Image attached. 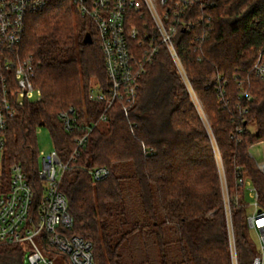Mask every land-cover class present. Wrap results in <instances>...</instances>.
<instances>
[{"label":"trees","instance_id":"obj_1","mask_svg":"<svg viewBox=\"0 0 264 264\" xmlns=\"http://www.w3.org/2000/svg\"><path fill=\"white\" fill-rule=\"evenodd\" d=\"M71 6L69 0H54L27 19L20 58L31 59L36 66L33 82L42 99L25 103L9 123L3 165L23 169L37 215L42 197L37 130L49 132L57 156L65 162L75 149L74 141L85 135L86 127L94 126L59 186L74 222L68 235L92 245L93 264H124L122 246L145 240L158 252L159 264H230L211 138L230 196L242 198L244 188L238 185L242 177L255 187L264 206V176L246 155L249 145L264 142V80L251 73L257 57L264 54V0H198L184 16L194 28L188 34L179 30L174 43L202 113L160 47L128 118L114 105L106 122L99 121L104 106L88 98L92 82L108 87L97 33ZM86 35L90 42H85ZM239 80L249 87V103L239 100ZM70 108L77 128L68 134L58 115ZM251 125L256 129L253 135L247 130ZM238 129L241 134H236ZM143 147L151 153L144 155ZM128 165L138 189L142 223L126 218L121 173ZM96 168L107 169L109 176L92 181L88 172ZM245 214L246 206L231 204L238 264H250L255 256L245 236ZM175 246L178 262L172 261ZM43 252L70 264L44 240ZM24 257L22 247L0 249V264H24ZM150 263L148 258L134 264Z\"/></svg>","mask_w":264,"mask_h":264},{"label":"built area","instance_id":"obj_2","mask_svg":"<svg viewBox=\"0 0 264 264\" xmlns=\"http://www.w3.org/2000/svg\"><path fill=\"white\" fill-rule=\"evenodd\" d=\"M54 0H0V249L22 247L24 264H53L43 252V240L51 249L66 257L70 264H93L92 245L68 232L74 222L68 211L67 200L59 186L64 173L80 156L79 150L88 141L93 127H86L82 138L74 141L75 149L67 161H61L55 150L45 154L38 151L37 176L42 183V197L37 215L33 189L19 165L2 163L4 137L9 123L25 103L41 101V91L34 86L36 66L31 59L20 58V48L26 31L27 19L47 9ZM77 14L94 27L103 56L108 82L107 88L98 83L91 85L88 98L102 104L100 122L106 114L119 105L128 118L138 100L140 82L147 68L153 64L160 47L167 52L174 71L197 104L186 72L176 50L174 38L179 30L185 34L194 28L184 16L198 0H69ZM147 18L146 23L145 19ZM136 20L141 22L140 26ZM143 21V22H142ZM207 21H210L209 19ZM209 29L206 37L211 34ZM204 36L201 38V42ZM251 73L264 80V54H260ZM240 101H251L249 87L238 81ZM244 110L243 113H246ZM64 131L71 134L77 128L75 111L70 108L58 115ZM209 132V128L206 123ZM242 130H236L241 134ZM234 138V137H232ZM211 143L221 180V192L229 238L230 264H238L232 228L231 204L251 208L245 214L244 227L251 231L257 242V254L250 264H264V206L255 187L242 177L243 196L231 197L225 179L222 159L214 140ZM145 154L151 153L143 147ZM246 155L257 171L264 176V142L249 145ZM92 181L101 182L109 176L104 168L88 172ZM249 202V203H247ZM42 236L44 239L42 240Z\"/></svg>","mask_w":264,"mask_h":264},{"label":"rangeland","instance_id":"obj_3","mask_svg":"<svg viewBox=\"0 0 264 264\" xmlns=\"http://www.w3.org/2000/svg\"><path fill=\"white\" fill-rule=\"evenodd\" d=\"M94 83L96 82H92V84ZM195 106L199 110V112L202 113L200 105H198V103L196 104L195 102ZM247 130L252 135L255 134L256 132V129L253 125L249 126ZM36 138H37V148L39 152H44L45 154H48L54 150L50 134L46 129L44 128L38 129L36 133ZM144 155L146 154L144 153ZM38 165L41 167V159L38 160ZM121 175L125 178V181L123 182V191L125 197V207H126V215H127L126 218L131 223H137V222L142 223L143 222L142 208L138 198L137 185L133 180L132 168L129 165L126 166L123 169ZM251 211H252L251 208H249L248 211H246V213L250 214ZM207 216L212 217L211 214H208ZM245 236L246 239L252 244L253 251L255 252V254H257V242L254 238L253 233L245 228ZM121 249H122L121 254L123 257L124 264H134L140 261L142 262L144 260H147L148 258L151 261L150 264H159L158 262L159 259L157 258L158 252L154 250L153 246L148 240H145L144 243L142 241H139L133 244L130 243V245L124 244ZM53 260H54L53 264H62L60 260L57 259H53ZM179 260H180V255L178 253L177 247L175 246L173 249L172 261L178 262Z\"/></svg>","mask_w":264,"mask_h":264},{"label":"water","instance_id":"obj_4","mask_svg":"<svg viewBox=\"0 0 264 264\" xmlns=\"http://www.w3.org/2000/svg\"><path fill=\"white\" fill-rule=\"evenodd\" d=\"M90 41H91L90 35H86L85 42H90Z\"/></svg>","mask_w":264,"mask_h":264}]
</instances>
